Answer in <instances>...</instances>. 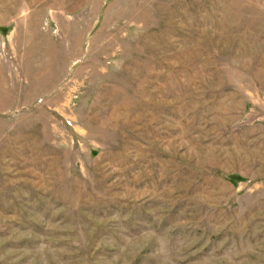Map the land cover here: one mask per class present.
Segmentation results:
<instances>
[{
	"label": "rangeland",
	"instance_id": "1",
	"mask_svg": "<svg viewBox=\"0 0 264 264\" xmlns=\"http://www.w3.org/2000/svg\"><path fill=\"white\" fill-rule=\"evenodd\" d=\"M0 264H264V0H0Z\"/></svg>",
	"mask_w": 264,
	"mask_h": 264
}]
</instances>
